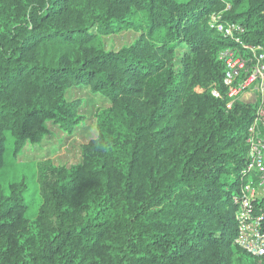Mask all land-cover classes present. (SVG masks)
Returning <instances> with one entry per match:
<instances>
[{
  "label": "trees",
  "instance_id": "obj_1",
  "mask_svg": "<svg viewBox=\"0 0 264 264\" xmlns=\"http://www.w3.org/2000/svg\"><path fill=\"white\" fill-rule=\"evenodd\" d=\"M227 1L0 0V172L8 141L17 156L49 122H83L71 87L111 102L80 163L39 162L36 217L25 178L0 189V264H264L234 243L257 104L227 106L219 54L235 42L210 24L223 11L264 45V0ZM126 29L138 38L105 47Z\"/></svg>",
  "mask_w": 264,
  "mask_h": 264
},
{
  "label": "built area",
  "instance_id": "obj_2",
  "mask_svg": "<svg viewBox=\"0 0 264 264\" xmlns=\"http://www.w3.org/2000/svg\"><path fill=\"white\" fill-rule=\"evenodd\" d=\"M226 9L231 3L224 0ZM211 26L230 37L235 44L224 48L219 58L225 63L223 83L227 87L231 107L234 100L255 97L257 109L254 120L248 128L249 146L247 164L243 173L248 180L242 185L233 200L237 205L235 219L237 235L234 243L253 257H264V211L256 201L264 195V45L243 40L245 26L237 21L226 20L223 11L210 17ZM212 94L221 97L218 89Z\"/></svg>",
  "mask_w": 264,
  "mask_h": 264
},
{
  "label": "rangeland",
  "instance_id": "obj_3",
  "mask_svg": "<svg viewBox=\"0 0 264 264\" xmlns=\"http://www.w3.org/2000/svg\"><path fill=\"white\" fill-rule=\"evenodd\" d=\"M138 36V31L126 29L119 33L103 35L102 41L107 49H119L131 44ZM183 50H178L176 59L178 68L182 66L180 56ZM67 97L70 100L78 98L81 100L80 113L85 116L83 122L72 134L61 130L53 122H49L50 134L40 143L28 144L19 155H13L11 140L7 144L6 164L0 172V189L7 190L10 182L25 178L28 183L25 199L29 205L28 216L30 218L36 217L42 201L38 173L39 162L51 158L55 164L68 167L80 163L82 146L98 135L96 113L111 105L109 99L94 93L86 84L71 87L67 92ZM244 101L256 102L255 97H244Z\"/></svg>",
  "mask_w": 264,
  "mask_h": 264
}]
</instances>
